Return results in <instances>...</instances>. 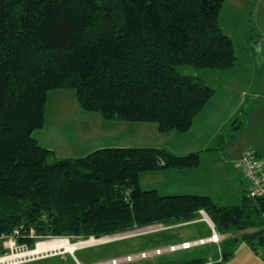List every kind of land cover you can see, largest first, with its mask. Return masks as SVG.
<instances>
[{
    "label": "trees",
    "instance_id": "1",
    "mask_svg": "<svg viewBox=\"0 0 264 264\" xmlns=\"http://www.w3.org/2000/svg\"><path fill=\"white\" fill-rule=\"evenodd\" d=\"M226 1L0 0V238L17 231L16 243L34 249L46 239L75 243L194 223L203 211L221 236L212 254L136 264H227L241 244L264 261V197H250L244 179L234 206L140 186L143 173L197 168L200 152L105 147L57 158L33 137L56 90H72L81 111L106 121L190 130L216 91L177 67L225 74L235 66L234 43L219 21ZM240 110L218 135L224 157L241 132Z\"/></svg>",
    "mask_w": 264,
    "mask_h": 264
},
{
    "label": "crops",
    "instance_id": "2",
    "mask_svg": "<svg viewBox=\"0 0 264 264\" xmlns=\"http://www.w3.org/2000/svg\"><path fill=\"white\" fill-rule=\"evenodd\" d=\"M226 2L230 5L242 6L246 3L245 0H227ZM248 8L249 0L246 9L248 10ZM228 22L226 27L230 35L237 27L233 17ZM246 26L248 28V24ZM247 28L244 29L245 32ZM235 68L236 66L225 74H221L225 77V87L215 90L219 92L214 94L204 109L196 116L190 130L185 133L175 131L159 133L157 126L153 123L106 120L104 123L101 117H93L92 113H84V115L80 113L72 90L52 91L46 105L45 125L47 119L50 121V127L54 128L52 126L54 125L56 129L54 128L53 132H47L45 138L48 141L42 142V147L52 150L57 158L82 157L79 154L80 151H86L85 149H89V145L90 148L96 147V149L105 147L159 148L176 156L200 152V165L197 168L143 173L140 175V186L145 190H156L161 196L202 195L210 197L219 206L238 205L241 201L243 182L241 169L237 165L238 161L245 149H256L262 154L264 173V137L255 138L245 149H242L244 146L240 147L237 144L239 141L230 143L229 153L226 152V157L222 152L216 150L219 147L218 135L220 131L235 117L241 102L243 103L246 97L245 82H241L242 72L239 71L238 74L233 72ZM243 74L249 75V84H252L254 75L248 74V71ZM259 110L264 111V107L260 106ZM258 116L264 118V115L261 116V112H258ZM260 124L261 122L258 120L256 126L259 128ZM45 125L40 129L42 132ZM201 219L197 222L205 223ZM169 231L172 230L168 229ZM166 239L168 241L164 243L145 246L134 250V252L187 240H178L172 234L167 235ZM227 264H264V261L253 254L245 244H241Z\"/></svg>",
    "mask_w": 264,
    "mask_h": 264
},
{
    "label": "rangeland",
    "instance_id": "3",
    "mask_svg": "<svg viewBox=\"0 0 264 264\" xmlns=\"http://www.w3.org/2000/svg\"><path fill=\"white\" fill-rule=\"evenodd\" d=\"M245 1L246 3L243 6L238 4L230 5L228 2L224 3L219 15L220 27L222 31L230 36L234 43L236 68L233 72L238 74L239 71H241V82H245L244 90L246 97L244 102H241V106L239 108L241 109L240 111L245 112V115L244 118L240 120L242 123V128L241 132L237 134V138L235 140V142L239 141L237 144H239L240 147L244 146L242 149H245L247 146H249V144H251L255 138H259L260 136L264 137V118L258 116V112H261V116L264 115V111L259 110L260 106L264 107V0H256L254 3H252L251 13H249V9H246L248 0ZM232 17L236 22L235 25L237 28L229 35V31L227 30L226 26ZM247 24L248 28L246 26ZM246 28L247 33L244 31ZM245 40H247V43H245ZM177 70L183 75L197 76L202 78L206 81L208 86L214 88L215 90L225 87V77L221 76V74L218 72L196 69L186 65L178 66ZM246 71H248V74L254 75L252 84H249V75L243 74L246 73ZM80 113L84 115L85 112L80 110ZM91 115H93V117H100V115L97 113H92ZM258 120L261 122L259 128L256 126ZM102 121L104 122V120ZM46 122L47 123L43 132L41 130H36L33 133L34 139L39 142L40 146H43L41 144L42 142L46 143L48 141L45 138L47 132H53V130L56 129L54 125L52 126L55 129L50 127L49 120L47 121L46 119ZM228 146L229 144L225 149L227 153H229ZM85 150L86 151H80L79 154L82 156L86 155L96 150V147L90 148L89 145V149L87 148ZM228 157L230 156L228 155ZM245 186H247V184H245ZM158 225L159 224H155L148 227L155 228ZM170 228L169 230L172 231L169 232L167 229L166 231L139 234L138 231L144 229L142 228L110 237H104L98 240L91 238L93 241H91V239L84 241L83 243L88 241L90 242L82 245L80 248L74 249L73 251H76L75 257L78 259L77 261L79 263L94 264L100 261H106L111 258L121 257L123 255L129 254L130 252L134 253V250L144 248L145 246L149 247L164 243L168 241L166 236L170 234L175 235V238L178 240H189L207 234V225L203 222L185 223L174 227L171 226ZM58 240L60 239H50L51 242ZM63 240L66 239L63 238ZM79 242L82 241L75 243ZM69 244L72 245L74 243L69 241ZM215 249V246L207 245L204 247L194 248L183 253H189L192 255L200 254L205 256L206 254H212ZM73 255L74 252L70 254L68 252H64L63 249H58L53 250L47 255H44L43 258L40 256L39 259L21 264H75L73 261Z\"/></svg>",
    "mask_w": 264,
    "mask_h": 264
},
{
    "label": "built area",
    "instance_id": "4",
    "mask_svg": "<svg viewBox=\"0 0 264 264\" xmlns=\"http://www.w3.org/2000/svg\"><path fill=\"white\" fill-rule=\"evenodd\" d=\"M237 165L241 169L243 179L248 185V194L250 195V197H264V174L262 170L263 163L262 160L256 157L255 150L251 148L245 149ZM200 214L202 218L201 220L206 223L208 229L210 230V234L207 236L197 237L192 240L181 241L178 243H170L163 246L153 247L134 253H129L121 257L111 258L106 261H100L94 264H132L143 261H153L164 256H170L194 248L204 247L207 245L218 246L221 241V236L216 232L214 225L208 218V216L203 211H201ZM169 228L170 227L158 225L155 228L147 227L138 232L139 234H149L153 232L166 231ZM17 234L18 232L14 231V233L10 237L0 238L1 240L3 239L1 241V249L3 251H1L0 249V264H21L31 262L35 259L40 258L38 256L34 257L28 255L30 252L33 251V249H29L26 245H18L16 243L15 237L17 236ZM36 245L37 243L35 244V247ZM41 257L43 258L42 255ZM74 261L75 264H81L75 258ZM211 261V258H208V263H211Z\"/></svg>",
    "mask_w": 264,
    "mask_h": 264
},
{
    "label": "bare ground",
    "instance_id": "5",
    "mask_svg": "<svg viewBox=\"0 0 264 264\" xmlns=\"http://www.w3.org/2000/svg\"><path fill=\"white\" fill-rule=\"evenodd\" d=\"M91 241H93V240L91 239ZM50 242H51L50 239L43 241V242H41V241L37 242L36 247L28 255H31L34 257H36V256L40 257L41 255L42 256L47 255L48 253H51L53 250H58V249H63L64 252H68V253L72 254L74 252L73 251L74 249L80 248L82 245L89 243L90 241L85 242V243L79 242V243H74V244L70 245L69 241L67 239L63 240V238H62L58 241L51 242V243Z\"/></svg>",
    "mask_w": 264,
    "mask_h": 264
},
{
    "label": "water",
    "instance_id": "6",
    "mask_svg": "<svg viewBox=\"0 0 264 264\" xmlns=\"http://www.w3.org/2000/svg\"><path fill=\"white\" fill-rule=\"evenodd\" d=\"M258 44V43H257Z\"/></svg>",
    "mask_w": 264,
    "mask_h": 264
}]
</instances>
